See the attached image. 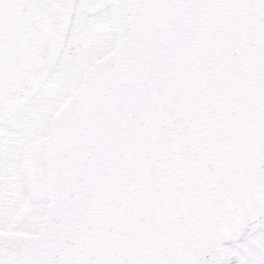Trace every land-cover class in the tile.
<instances>
[{
  "label": "snow or ice",
  "instance_id": "1",
  "mask_svg": "<svg viewBox=\"0 0 264 264\" xmlns=\"http://www.w3.org/2000/svg\"><path fill=\"white\" fill-rule=\"evenodd\" d=\"M0 264H264V0H0Z\"/></svg>",
  "mask_w": 264,
  "mask_h": 264
}]
</instances>
